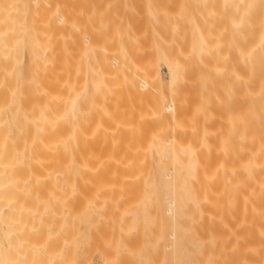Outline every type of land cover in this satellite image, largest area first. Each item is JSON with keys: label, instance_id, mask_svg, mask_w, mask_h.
Segmentation results:
<instances>
[{"label": "bare ground", "instance_id": "bare-ground-1", "mask_svg": "<svg viewBox=\"0 0 264 264\" xmlns=\"http://www.w3.org/2000/svg\"><path fill=\"white\" fill-rule=\"evenodd\" d=\"M0 264H264V0H0Z\"/></svg>", "mask_w": 264, "mask_h": 264}, {"label": "rangeland", "instance_id": "rangeland-1", "mask_svg": "<svg viewBox=\"0 0 264 264\" xmlns=\"http://www.w3.org/2000/svg\"><path fill=\"white\" fill-rule=\"evenodd\" d=\"M30 1V0H29ZM30 3V2H29ZM165 75L163 74V77H164Z\"/></svg>", "mask_w": 264, "mask_h": 264}]
</instances>
